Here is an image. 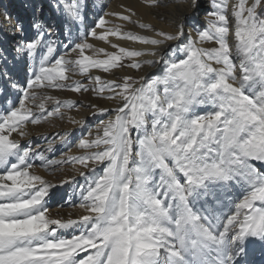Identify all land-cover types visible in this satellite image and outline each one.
Wrapping results in <instances>:
<instances>
[{"label": "snow or ice", "instance_id": "6c2138e0", "mask_svg": "<svg viewBox=\"0 0 264 264\" xmlns=\"http://www.w3.org/2000/svg\"><path fill=\"white\" fill-rule=\"evenodd\" d=\"M143 2L154 6L158 0ZM209 5L195 35L182 24L174 33L155 30L133 21L131 9L104 13L67 44L42 21L30 25L36 31L27 40L24 25H17L16 51L33 64L23 87L11 84L16 102L0 111V264H244L246 241L264 242V0ZM55 7L71 22L84 20L80 0H57ZM108 16L153 35L124 31ZM111 37L147 47L121 46ZM171 41L182 42L160 51ZM145 56L152 59H139ZM145 64L159 72L92 75L139 71ZM43 89L91 90L117 101L114 109H98L112 115L100 121L94 138L80 139L84 154L70 158L91 171L80 173L79 207L87 214L78 219L48 214L51 185L32 171L34 159L45 167L68 161H49L11 138L27 136L29 124L59 114L61 106L73 107ZM49 101L56 104L51 111ZM73 227L78 235L57 234Z\"/></svg>", "mask_w": 264, "mask_h": 264}, {"label": "bare ground", "instance_id": "6f19581e", "mask_svg": "<svg viewBox=\"0 0 264 264\" xmlns=\"http://www.w3.org/2000/svg\"><path fill=\"white\" fill-rule=\"evenodd\" d=\"M15 1H19L21 6L20 8H22L24 12L27 11V7H26L27 0H15ZM196 2L198 6L196 8H193L192 0H158L157 4L154 6L146 5L143 2V0H80L81 11L84 16V20L82 23L71 22L70 18L66 16V19L69 20V26L71 28L70 30L71 32H69V34L66 33L67 35L64 34L63 35L64 37H68V39L69 37H71L73 40H75L77 35L86 32L90 27L94 26L99 16L103 15L104 13L129 14L125 11V9H131L132 11L135 12V15L132 16L133 21H139L141 23L150 24L152 28L155 30L174 33L177 30L178 26L182 24L184 26L186 33L189 30H193V35H195L194 29L197 27L196 25L199 22L205 23L204 20L206 19L204 18V16L207 12L208 7L210 6L209 0H196ZM6 5H7L6 2L2 3V5L0 4L1 19L5 18L6 21L5 25H3V23H1L0 21V42L12 44L15 41L16 43H14V49L12 51H9V55L12 57V59L8 61L7 58L4 57L5 60H7V63L9 62V65L12 67V68L9 67L10 72L8 71V68L6 69L7 66L5 65V63L0 62V69H2V72L0 73L3 74L4 71L5 72L7 71L8 74L7 76L10 79V81H8L6 79L5 74L0 75V111H2L5 107H10L12 104L16 102L18 91L17 89H13L11 87V84L15 83L17 84L18 87H23L26 80L31 75L30 69L33 64L31 58L29 60H27L26 58L25 59L22 58L23 53H19L18 57L17 58L15 57L16 54L15 52H17L16 49L18 47V41L20 40V36H17V33L19 31L13 30V26L14 28H16L15 21L13 20V18H11L9 9L7 8ZM51 9L56 11L53 4L51 5ZM106 19L109 20L111 23L123 24L124 31H133L144 35H153V32L151 31L140 29L138 25L121 21L114 16H108L106 17ZM11 25L13 26L9 27ZM110 39L114 43H119L121 46L129 47V48L142 49L144 47H147L137 42L117 40L114 37H111ZM60 40H61V35H60ZM89 40L90 42L97 43L98 46L107 48V50L109 51L115 50L112 49L110 45L104 44L103 42H96L91 38H89ZM181 42L182 41L167 42L165 45L161 46L160 51L167 52L169 49L174 48L177 44ZM231 42H232V37L230 36V43ZM208 45L209 44H206L205 47H207ZM62 51H66V49L63 48ZM23 56L25 57V55ZM139 59L147 60V59H152V57L145 56ZM127 63H129V61L125 62V64ZM158 72H159V66L154 67L145 64L139 71H134V69L124 67L121 69L114 70V75L113 73H104L99 70H93L92 75H99L102 77V79H112L116 77H123L128 74L130 75L131 73H135L139 78L141 76L150 77L151 75L156 74ZM73 78H75V76ZM55 97L58 98L61 102L64 101L73 102L72 108L61 106V110L64 111L65 114L73 115L74 121H76L75 123H73L71 126H65L63 123L57 124L58 129L56 130L55 127L51 125H54V122H58L60 121V119L57 118L58 116L54 115L50 117L48 120L43 121L39 124H29L27 127V132H28L27 136L20 138L19 136H17L16 133H13L11 137L12 139H19L21 145H25V144L31 145L35 150L41 151L43 152V154L45 152L44 150L45 148L42 149L41 144L47 141L46 143L48 144V149H49V145H51V150H49L48 153H45L44 156L45 157L48 156L47 160L49 161H54V159L52 160L50 159L53 156H55V154L58 153V151H60L61 145L63 144L62 140H58L57 142L56 141L54 142L52 139H50L53 136H58L59 139H61L63 135L59 134L58 131L61 132L62 126H64L68 130V132L72 133V131L74 130V125L76 124L78 127L81 128L82 131L85 132V136H86L87 127L91 126L92 129L96 131L100 121L107 120L112 115L111 111L107 113H100L98 109L106 108L111 110L117 107V101L108 100L104 98H101L104 103L101 100H99L97 102L94 101L93 103L87 102V104L84 105L83 101L81 100L77 101L75 98L67 99L58 95H56ZM88 100L90 101V98ZM92 105H95L96 107L94 108L92 107ZM55 107L56 104L54 103V101H49L46 104V108L49 111H51ZM204 110H205L204 107L198 108V111L200 112H203ZM95 134L96 133H94L92 137H88V135L86 137L84 136L83 137L91 139L94 138ZM43 147H45V144H43ZM53 149H55V154L50 155V153H53L52 152ZM79 150H81L82 154H84V150L80 148ZM33 164H34V168L32 169V171H34L35 174L40 175L48 184L51 185V187L48 188V194L46 196L47 197L46 206L49 210L48 214L52 218H58L66 221L68 219H78L80 216L87 214L84 211V209H81L79 207V204L81 203V192L78 189V187L80 188V185L85 183V180L82 178L80 173L87 172L88 171L87 169L83 168L81 165L77 166L76 164L73 163L75 168L70 170L69 169L67 170L65 168L63 175L60 176L58 173L54 172V170H52L49 173L47 167L44 166V162H42L39 159H34ZM65 164L66 163H64V165ZM53 165L55 166L57 164H53ZM63 181H68V182L64 183ZM60 193L62 195L61 198L62 200H59L58 198V194ZM55 198L57 199L54 200ZM49 201L50 203L54 202L55 204L58 201L63 202L65 208L61 209L60 208L61 205H59L56 207V210L52 209V207L47 204ZM79 232L80 229L78 227H73L68 229H58L57 234L71 238L72 235H78ZM252 240L254 239L250 238L249 241ZM248 244L249 243L246 241L245 246ZM254 249H257V246H254ZM85 255H87V253H80L81 257ZM249 264H264V256H262L261 253H258L256 258L250 260Z\"/></svg>", "mask_w": 264, "mask_h": 264}, {"label": "rangeland", "instance_id": "374dc122", "mask_svg": "<svg viewBox=\"0 0 264 264\" xmlns=\"http://www.w3.org/2000/svg\"><path fill=\"white\" fill-rule=\"evenodd\" d=\"M4 2L7 3L6 6L9 9L10 16H11V18H13V20L15 21V25H16L15 26L16 28H14L13 25H11L9 27L13 26V30L14 31H18L17 25L18 24H23L25 29H26V32L24 34L26 40L27 39H31L34 36L35 31H36L35 29L31 28L30 25L34 21L39 20V21H42L45 24L46 27L48 25H51L52 29H54V31H56V32L58 31L57 33L61 35V41H63V43H65V44H67L68 37H64V35H67L66 33L69 34V32H71L70 31L71 28L69 26V20L66 19V14H64L62 11H58L56 9V7H55V4L57 3V0H27V2H26L27 11L26 12H24V10L22 8H20L21 6H20L19 1H15V0H0V4L1 5ZM52 4L54 5L56 11L51 9V5ZM210 10L211 9H210V6H209L208 9H207L206 14ZM206 14L204 16L205 19H206ZM0 21H1V23H3V25L6 24L5 18L1 19V16H0ZM204 21L206 22V20H204ZM204 25H205V23L199 22L196 26L200 27V28H203ZM17 36H20V32L17 33ZM14 43H16V42L14 41L12 44L11 43L9 44V43L0 42V62L5 63V65L7 66L6 69L8 68L9 72H10L9 67H11V66L9 65V62L7 63V60L9 61L10 59H12V57L9 55V51H12L14 49ZM211 46H214V45H210L209 44L207 47H211ZM62 50H63V48H60L61 53L64 52ZM15 53H16L15 57L17 58L19 53L18 52H15ZM23 55H25V57ZM23 55H22L23 59H25V58L27 60L30 59V57H28L25 53H23ZM73 56H74V54H73ZM4 57L7 58V60H5ZM125 62H127V61H125ZM13 67H14V65H13ZM0 70H1L0 72H2V69H0ZM134 71H137V70L134 69ZM3 74H5L6 75V79L8 81H10V79L7 76L8 75L7 71L6 72L4 71ZM3 74L0 73V75H3ZM130 75L138 78V76L135 73H131ZM73 79L74 80H79L82 84L89 85V87H91L90 82H89L87 77L76 75L75 78H73ZM41 92H42V94H46V95H50V96H54V97L56 95H58V96H62V97L67 98V99L75 98L77 101H80V100L83 101L84 105H86L87 102L93 103L94 101L95 102H97L99 100L102 101L101 97L95 95L94 92H92L91 90H89V91H81L80 93H77V92H73L71 90L43 89V90H41ZM88 97L90 98V101L88 100L89 99ZM56 116H58L57 118L60 119V121L54 122V125H51V126H54L56 130L58 129L57 128V124L63 123L65 126H71L74 123L73 122L74 121V116L70 115V114H65L64 111L61 110V108H60V113L57 114ZM54 118H56V117H54ZM87 125H88V123H87ZM58 132H59V134H62L63 137H64V139L62 140L63 144L61 145L60 151H58V153L55 154V149L52 150L53 153H50V155L55 154V156H53L50 160L54 159V161L57 160V161H68V162H65L66 163L65 165H64V163H60V164H57L55 166L52 165L50 167H47V170L49 171V173L52 170H54V172H56L60 176H62L63 173H64V169L65 168L67 170L75 168L74 164H76V163L73 164V162H71L70 158L73 157V156L83 155L82 151L79 150V147H78V142L80 141V139L86 137L89 132H92V134L94 135V133H96V131H94L91 126L87 127V135L85 136V132L82 131L81 128L78 127L75 124L74 125V130L72 131V133L68 132V130L64 126L61 127V132L60 131H58ZM51 135H53V134H51ZM50 139H52L54 142L55 141L57 142L58 140H61V139H59L58 136H53ZM46 142L43 143V144H45V147H43V144H41L42 145V149L45 148L44 149L45 150L44 154L49 152L48 144ZM79 152H80V154H79ZM47 157L48 156H46V158ZM76 165L80 166V164L79 165L76 164ZM103 167H104L103 164H101L100 166L96 165L97 174L101 171V169ZM87 170L88 171L85 172V173L90 176L91 175L90 168L87 169ZM83 171H85V170H83ZM82 178L84 179L83 176H82ZM78 189H79V187H78ZM46 198L47 197H45V201L47 202ZM58 198H59V200H62L61 199L62 198L61 193L58 194ZM56 199L57 198H55L54 200H56ZM47 204L49 206H51L52 209H55V210H56V207L59 206V205H61V207H60L61 209L65 208L64 203L60 202V201H58L56 204L54 202L50 203V201H49Z\"/></svg>", "mask_w": 264, "mask_h": 264}]
</instances>
